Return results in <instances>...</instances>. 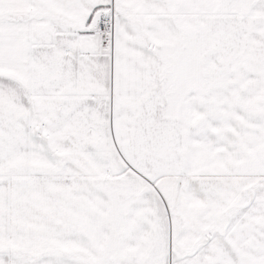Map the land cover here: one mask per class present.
<instances>
[{
  "label": "snow or ice",
  "instance_id": "6c2138e0",
  "mask_svg": "<svg viewBox=\"0 0 264 264\" xmlns=\"http://www.w3.org/2000/svg\"><path fill=\"white\" fill-rule=\"evenodd\" d=\"M0 264H264V0H0Z\"/></svg>",
  "mask_w": 264,
  "mask_h": 264
}]
</instances>
